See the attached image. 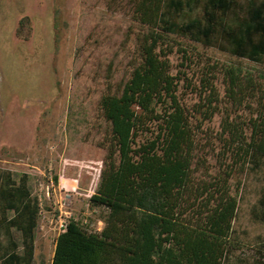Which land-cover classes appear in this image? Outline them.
<instances>
[{
    "label": "trees",
    "instance_id": "trees-1",
    "mask_svg": "<svg viewBox=\"0 0 264 264\" xmlns=\"http://www.w3.org/2000/svg\"><path fill=\"white\" fill-rule=\"evenodd\" d=\"M129 3L128 72L98 100L93 217L67 220L50 264H229L243 245L238 264H264V239L233 229L243 179L264 167V0ZM40 212L29 176L0 168V264H33Z\"/></svg>",
    "mask_w": 264,
    "mask_h": 264
},
{
    "label": "rangeland",
    "instance_id": "rangeland-1",
    "mask_svg": "<svg viewBox=\"0 0 264 264\" xmlns=\"http://www.w3.org/2000/svg\"><path fill=\"white\" fill-rule=\"evenodd\" d=\"M130 9L129 0H0V168L27 174L39 200L33 264H50L61 222L93 217L88 199L99 181L105 126L98 100L127 75ZM171 61L179 63L175 55ZM243 182L233 229L250 245L264 239V210L256 205L264 167ZM250 254L243 245L228 262Z\"/></svg>",
    "mask_w": 264,
    "mask_h": 264
},
{
    "label": "built area",
    "instance_id": "built-area-1",
    "mask_svg": "<svg viewBox=\"0 0 264 264\" xmlns=\"http://www.w3.org/2000/svg\"><path fill=\"white\" fill-rule=\"evenodd\" d=\"M65 225H66V223H64V222H61L59 224V227H60L61 231H63V229L65 228Z\"/></svg>",
    "mask_w": 264,
    "mask_h": 264
}]
</instances>
